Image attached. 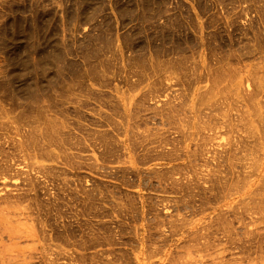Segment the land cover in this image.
<instances>
[{"label":"rangeland","instance_id":"1","mask_svg":"<svg viewBox=\"0 0 264 264\" xmlns=\"http://www.w3.org/2000/svg\"><path fill=\"white\" fill-rule=\"evenodd\" d=\"M0 264H264V0H0Z\"/></svg>","mask_w":264,"mask_h":264},{"label":"bare ground","instance_id":"2","mask_svg":"<svg viewBox=\"0 0 264 264\" xmlns=\"http://www.w3.org/2000/svg\"><path fill=\"white\" fill-rule=\"evenodd\" d=\"M145 3H147V2H145ZM167 20L168 21H174V20H176V17L169 16L167 18ZM17 24H18L17 21L13 22V25L17 26ZM160 38H161V40H162L163 43L167 42L168 39H169L168 37H165V36H160ZM171 40H172L171 42H172L173 47H172V49L169 50V52H166V55L167 54L184 55L185 54V51H184L183 47L185 46V43L182 42V39L179 36H176V37L172 38ZM143 46H144L143 43H140L139 44V47L142 48ZM155 55L158 56V53L155 52Z\"/></svg>","mask_w":264,"mask_h":264}]
</instances>
